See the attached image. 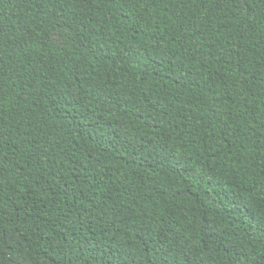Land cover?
Wrapping results in <instances>:
<instances>
[{
  "label": "trees",
  "instance_id": "16d2710c",
  "mask_svg": "<svg viewBox=\"0 0 264 264\" xmlns=\"http://www.w3.org/2000/svg\"><path fill=\"white\" fill-rule=\"evenodd\" d=\"M0 264H264V0H0Z\"/></svg>",
  "mask_w": 264,
  "mask_h": 264
}]
</instances>
